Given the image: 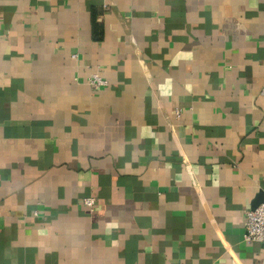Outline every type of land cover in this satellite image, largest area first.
Listing matches in <instances>:
<instances>
[{
    "label": "crops",
    "instance_id": "1",
    "mask_svg": "<svg viewBox=\"0 0 264 264\" xmlns=\"http://www.w3.org/2000/svg\"><path fill=\"white\" fill-rule=\"evenodd\" d=\"M263 85L264 0H0V264H264Z\"/></svg>",
    "mask_w": 264,
    "mask_h": 264
},
{
    "label": "built area",
    "instance_id": "2",
    "mask_svg": "<svg viewBox=\"0 0 264 264\" xmlns=\"http://www.w3.org/2000/svg\"><path fill=\"white\" fill-rule=\"evenodd\" d=\"M77 54H72L71 59H76ZM87 83L91 90L98 91L108 85V81L100 76L97 72H93L87 78ZM260 93L264 95V85L261 87ZM181 109H175V115L180 116ZM82 205L90 211L94 209L96 200L94 197H84ZM244 239L248 242H258L264 244V201L256 208L246 212Z\"/></svg>",
    "mask_w": 264,
    "mask_h": 264
},
{
    "label": "water",
    "instance_id": "3",
    "mask_svg": "<svg viewBox=\"0 0 264 264\" xmlns=\"http://www.w3.org/2000/svg\"><path fill=\"white\" fill-rule=\"evenodd\" d=\"M264 201V195L259 193L253 201L252 209L256 208L261 202Z\"/></svg>",
    "mask_w": 264,
    "mask_h": 264
}]
</instances>
